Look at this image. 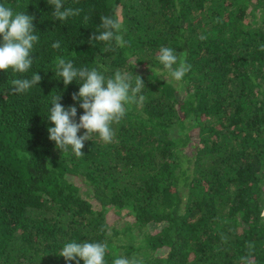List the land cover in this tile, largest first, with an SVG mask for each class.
<instances>
[{
    "label": "trees",
    "instance_id": "trees-1",
    "mask_svg": "<svg viewBox=\"0 0 264 264\" xmlns=\"http://www.w3.org/2000/svg\"><path fill=\"white\" fill-rule=\"evenodd\" d=\"M0 3L39 37L27 73L0 72V264H76L60 256L72 241L105 243L106 264H264V0H63L81 10L63 22L47 0ZM104 15L122 19L125 47L90 41ZM161 47L186 54L182 81ZM57 56L145 84L113 141L94 134L81 157L49 139L55 95L83 115ZM33 73L39 85L11 91Z\"/></svg>",
    "mask_w": 264,
    "mask_h": 264
},
{
    "label": "clouds",
    "instance_id": "clouds-1",
    "mask_svg": "<svg viewBox=\"0 0 264 264\" xmlns=\"http://www.w3.org/2000/svg\"><path fill=\"white\" fill-rule=\"evenodd\" d=\"M52 7V16L56 21H66L70 17L80 15V9H72L64 6L63 0H47ZM33 16L23 12H14L10 5L0 3V72L11 70L17 74L27 73L32 65L31 59L34 44L39 40L33 26ZM87 20V17H85ZM101 24L99 35L90 38L96 42H105L108 45L123 48L127 42L122 32V19L119 16L104 15L100 17ZM201 39L206 37L201 36ZM59 42L53 43L52 48L59 49ZM264 51V44L259 46ZM158 61L166 70L168 76L175 81H182L185 75L191 71V65L186 62L185 53H177L170 47L159 49ZM56 75L60 77L65 86L73 81H80L78 93L72 95L74 102H79L83 109V115L76 122L77 108L70 106L65 109L61 103V94L52 98L50 115L47 119L53 127L48 128L49 139L55 143L61 152H67L71 148L77 156H83L82 149L85 141H90L92 135H97L104 143H111L115 136L113 125H119L126 116V105L142 104L145 100L139 95L145 87L143 79L135 75L133 84L132 76L128 73L116 71L114 75L105 76L97 68H76L70 59L57 56L55 59ZM41 76L33 73L31 78H17L12 81L13 93H24L35 85H39ZM84 130V135L78 133ZM264 218V212H261ZM248 256L254 248L248 244ZM107 245L99 242L75 241L66 243L60 252V256L66 261H76L79 264H106L105 256ZM113 264H142L135 258L118 257ZM241 264H248V257L241 258Z\"/></svg>",
    "mask_w": 264,
    "mask_h": 264
},
{
    "label": "rangeland",
    "instance_id": "rangeland-1",
    "mask_svg": "<svg viewBox=\"0 0 264 264\" xmlns=\"http://www.w3.org/2000/svg\"><path fill=\"white\" fill-rule=\"evenodd\" d=\"M74 181H76V183H77L79 186H81V188H85L84 185H83V182H82L80 179H79V180H74ZM87 196H88V195H87ZM87 196H86V197H87ZM111 217H112V218H115V217H113L112 215H111ZM115 222H116V221H115Z\"/></svg>",
    "mask_w": 264,
    "mask_h": 264
}]
</instances>
